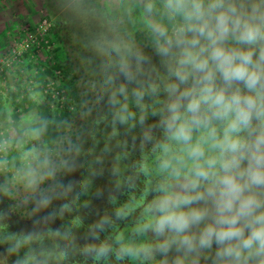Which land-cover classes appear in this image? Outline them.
Instances as JSON below:
<instances>
[{"label": "clouds", "instance_id": "obj_1", "mask_svg": "<svg viewBox=\"0 0 264 264\" xmlns=\"http://www.w3.org/2000/svg\"><path fill=\"white\" fill-rule=\"evenodd\" d=\"M98 19L78 104L29 93L0 124L2 191L33 225L0 240L6 264H264V0H106Z\"/></svg>", "mask_w": 264, "mask_h": 264}, {"label": "trees", "instance_id": "obj_2", "mask_svg": "<svg viewBox=\"0 0 264 264\" xmlns=\"http://www.w3.org/2000/svg\"><path fill=\"white\" fill-rule=\"evenodd\" d=\"M46 6L49 10V16L53 19V15L56 16V25L52 32L51 38L52 50L49 51L52 58L42 65H36L34 60L30 59L27 55L26 63L23 64L26 68L25 73H15L13 69H6V77L9 79V85H21V81L24 78L33 77L38 83L45 84L50 80H58L60 85L65 88V93L69 99L64 106H61L60 98H52L50 94H47L44 98V103L41 106V110L44 112L55 111L68 112L79 102L80 88L78 81L81 79V75L77 66L71 60V51L76 52L77 60L81 65V56L84 53V46L91 36L99 30L100 22L99 15L101 9L96 4L95 0H46ZM53 21V20H52ZM63 51L68 54L62 55ZM45 66V69H42ZM35 68L38 69L37 73H34ZM59 71V72H58ZM20 77V81L17 79ZM59 88L58 86H56ZM25 91L22 86L19 87V91H12L11 97L14 104L13 107H8L4 104L0 107V124H3L9 113L12 114L13 119L19 120L21 116L29 113L33 108L37 107L30 99L29 93H26L24 97L20 94ZM26 92V91H25ZM14 155V153L10 154ZM10 176V173L8 174ZM6 179V177H5ZM104 202L97 200L93 206L94 209H103ZM29 211L30 208H29ZM91 210H82L86 219H91L88 212ZM6 217L10 222L16 220V215L12 216L10 213ZM29 212L22 214V219L27 221L29 219ZM0 215H4L3 212ZM26 225V223H25Z\"/></svg>", "mask_w": 264, "mask_h": 264}, {"label": "rangeland", "instance_id": "obj_3", "mask_svg": "<svg viewBox=\"0 0 264 264\" xmlns=\"http://www.w3.org/2000/svg\"><path fill=\"white\" fill-rule=\"evenodd\" d=\"M45 1L46 0H0V56L8 50L10 44L17 37L22 35L23 29L26 26L34 25L40 20L42 15L41 11L43 9L48 10ZM95 1L102 11L106 4V0ZM52 20L53 26L55 28L56 16L53 15ZM66 54H68V52L66 53L63 51L62 55ZM69 54H72V56H70L71 60L77 66L79 73L82 76L81 65H79L77 57H75L77 53H73L71 51ZM16 87L19 88V85H16ZM2 90L4 93L0 98L1 103L8 107H13L14 104L12 102L11 92L16 91V89L14 85H9L8 77L6 85L2 86ZM35 94H38L44 100L45 96L41 91L40 86L37 87ZM5 177V173L0 172V200L4 204H10L8 207L11 206V208H13V216L21 215V217H16L14 222H10L6 219V217L3 220H0V240H2L9 231L20 233L33 228L30 217L27 221L22 219L23 213L26 214L30 212L29 208H26L20 204V201L18 200L19 198L15 193L12 192L10 195H5L3 193L2 189L5 185ZM18 207L20 208L18 209ZM9 225H11V228H9ZM6 247V244L0 243V264H6L4 259ZM13 258L14 257L8 259V264H10V260Z\"/></svg>", "mask_w": 264, "mask_h": 264}, {"label": "built area", "instance_id": "obj_4", "mask_svg": "<svg viewBox=\"0 0 264 264\" xmlns=\"http://www.w3.org/2000/svg\"><path fill=\"white\" fill-rule=\"evenodd\" d=\"M41 13L40 20L34 25L26 26L22 35L17 37L10 44L8 50L0 56V98L4 93L2 86L6 85L7 82L6 69H13L15 73H25L26 68L22 65L26 63L27 55L34 60L36 65H42V63L48 62L52 58L49 51L52 50V42H54L51 38L54 30L53 21L47 9H43ZM42 69H45V66H42ZM37 72L38 69L35 68L34 73ZM17 79L21 80L19 76H17ZM14 86L16 91H19V88L16 85ZM20 86L26 91H20L21 97H24L26 93H35L37 87L40 86L44 96L50 94L52 98H60L61 106H64L69 99L65 93V88L60 85L58 80H50L45 84L39 85L33 77H26L21 81ZM1 105L0 99V107Z\"/></svg>", "mask_w": 264, "mask_h": 264}, {"label": "flooded vegetation", "instance_id": "obj_5", "mask_svg": "<svg viewBox=\"0 0 264 264\" xmlns=\"http://www.w3.org/2000/svg\"><path fill=\"white\" fill-rule=\"evenodd\" d=\"M13 193H15V192H13ZM19 200V199H18ZM10 204H4L3 202H1V200H0V213L1 212H3L4 214H6V213H10L12 216H13V214H12V212H13V208H11V206L10 207H8ZM20 207H18V209H19ZM21 212V211H20ZM16 217H21V215H16Z\"/></svg>", "mask_w": 264, "mask_h": 264}]
</instances>
